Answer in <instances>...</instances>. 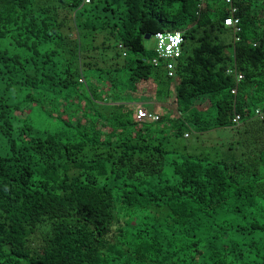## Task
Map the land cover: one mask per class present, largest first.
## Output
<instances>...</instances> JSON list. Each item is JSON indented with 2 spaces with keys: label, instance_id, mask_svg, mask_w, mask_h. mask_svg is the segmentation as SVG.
I'll return each instance as SVG.
<instances>
[{
  "label": "trees",
  "instance_id": "obj_1",
  "mask_svg": "<svg viewBox=\"0 0 264 264\" xmlns=\"http://www.w3.org/2000/svg\"><path fill=\"white\" fill-rule=\"evenodd\" d=\"M86 1L0 0V264H264V0Z\"/></svg>",
  "mask_w": 264,
  "mask_h": 264
},
{
  "label": "built area",
  "instance_id": "obj_2",
  "mask_svg": "<svg viewBox=\"0 0 264 264\" xmlns=\"http://www.w3.org/2000/svg\"><path fill=\"white\" fill-rule=\"evenodd\" d=\"M203 1V0H202ZM226 3L230 5V13L224 20V23L227 27H231L234 29L235 32H239L240 28L238 26L239 19L235 16L237 8L233 5V0H225ZM182 39L181 33L179 32H159L155 35V41L157 43V51H158V58L167 59L170 62L168 63L170 77L174 76V61L181 56V48H180V41ZM239 39L236 37V41ZM158 58L154 59L153 62L155 64L158 63ZM242 78V75L238 76V80ZM236 93V90L232 91ZM257 114L262 116L259 111ZM137 116L139 120H150V121H158L160 116L157 113L149 112L143 107H139L137 109ZM233 123L239 124L241 121L240 114H236L233 117Z\"/></svg>",
  "mask_w": 264,
  "mask_h": 264
},
{
  "label": "rangeland",
  "instance_id": "obj_3",
  "mask_svg": "<svg viewBox=\"0 0 264 264\" xmlns=\"http://www.w3.org/2000/svg\"><path fill=\"white\" fill-rule=\"evenodd\" d=\"M224 39L227 41H232L233 40V33L232 31L227 32L223 35ZM145 45L148 48L149 51H154L156 50V41L154 38H150V39H146L145 40ZM129 94L135 97L133 98V100H129L132 104V109L135 113H137V109H136V104L137 103H142L143 102V106L151 112H155L157 111L158 113H165L166 110H168L170 113H172L173 115L179 116V112H178V107L177 104L175 102V99L172 97L169 100L167 99H154L151 96H143L140 95L139 92H129ZM114 96H119L120 98L123 99V101L120 103L122 105H124V102H129L127 101V92L126 93H121L119 95L114 94ZM135 100V101H134ZM147 102H156V104H149ZM206 105L200 104L198 106V110H205ZM208 108V105H207ZM150 121V120H149ZM147 120H145V122H149ZM234 134H235V130L232 128H224V129H217L211 132L210 137L211 140L214 141L216 140V142L219 140H221L223 143L227 144L232 138H234ZM206 139H208V133L205 134ZM208 149V143H206V146H202L201 149Z\"/></svg>",
  "mask_w": 264,
  "mask_h": 264
},
{
  "label": "clouds",
  "instance_id": "obj_4",
  "mask_svg": "<svg viewBox=\"0 0 264 264\" xmlns=\"http://www.w3.org/2000/svg\"><path fill=\"white\" fill-rule=\"evenodd\" d=\"M89 0H87L86 2H88ZM174 32H179V33H181V36H182V39H181V41H180V48H181V51H182V47H183V42H184V38H183V32H181V31H174ZM154 39H155V36H154ZM156 51H157V43H156ZM158 52V51H157ZM159 54V53H158ZM181 56H182V53H181ZM180 56V57H181ZM179 57V58H180ZM163 59V58H162ZM178 59V58H177ZM176 59V60H177ZM137 105H138V107H137V109L139 108V107H143V108H145L144 106H143V104H140V103H137ZM146 109V108H145ZM147 110V109H146ZM148 111V110H147ZM149 112H151V111H149ZM154 113H157L158 114V112L157 111H155Z\"/></svg>",
  "mask_w": 264,
  "mask_h": 264
},
{
  "label": "crops",
  "instance_id": "obj_5",
  "mask_svg": "<svg viewBox=\"0 0 264 264\" xmlns=\"http://www.w3.org/2000/svg\"><path fill=\"white\" fill-rule=\"evenodd\" d=\"M147 103H149V104H156V102H147ZM140 104H143V102L140 103Z\"/></svg>",
  "mask_w": 264,
  "mask_h": 264
},
{
  "label": "water",
  "instance_id": "obj_6",
  "mask_svg": "<svg viewBox=\"0 0 264 264\" xmlns=\"http://www.w3.org/2000/svg\"><path fill=\"white\" fill-rule=\"evenodd\" d=\"M146 38H147V39H150V38H151V36H147Z\"/></svg>",
  "mask_w": 264,
  "mask_h": 264
}]
</instances>
